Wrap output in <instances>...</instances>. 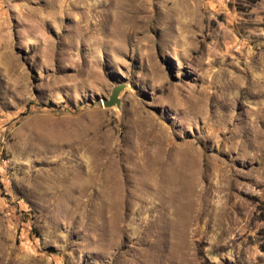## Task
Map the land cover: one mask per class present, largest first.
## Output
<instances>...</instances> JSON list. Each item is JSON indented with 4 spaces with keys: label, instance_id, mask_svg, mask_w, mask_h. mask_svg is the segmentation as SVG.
I'll use <instances>...</instances> for the list:
<instances>
[{
    "label": "rangeland",
    "instance_id": "obj_1",
    "mask_svg": "<svg viewBox=\"0 0 264 264\" xmlns=\"http://www.w3.org/2000/svg\"><path fill=\"white\" fill-rule=\"evenodd\" d=\"M0 264H264V0H0Z\"/></svg>",
    "mask_w": 264,
    "mask_h": 264
},
{
    "label": "water",
    "instance_id": "obj_2",
    "mask_svg": "<svg viewBox=\"0 0 264 264\" xmlns=\"http://www.w3.org/2000/svg\"><path fill=\"white\" fill-rule=\"evenodd\" d=\"M122 88V84H116L112 90L109 96L107 97H102L101 98V103L104 105H113V104H120V98H119V91Z\"/></svg>",
    "mask_w": 264,
    "mask_h": 264
},
{
    "label": "trees",
    "instance_id": "obj_3",
    "mask_svg": "<svg viewBox=\"0 0 264 264\" xmlns=\"http://www.w3.org/2000/svg\"><path fill=\"white\" fill-rule=\"evenodd\" d=\"M249 2H254V1H256V0H248Z\"/></svg>",
    "mask_w": 264,
    "mask_h": 264
}]
</instances>
